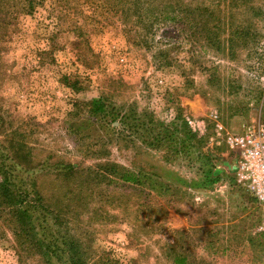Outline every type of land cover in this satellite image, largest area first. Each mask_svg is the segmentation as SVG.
<instances>
[{
	"label": "rangeland",
	"instance_id": "1",
	"mask_svg": "<svg viewBox=\"0 0 264 264\" xmlns=\"http://www.w3.org/2000/svg\"><path fill=\"white\" fill-rule=\"evenodd\" d=\"M99 97L171 131L181 113L198 150L120 134V117L90 112ZM217 122L264 123V0H0V141L50 209L45 232L79 242L86 264H264V210ZM209 160L222 173L205 187ZM111 163L139 183L101 175ZM0 230V264H45Z\"/></svg>",
	"mask_w": 264,
	"mask_h": 264
},
{
	"label": "trees",
	"instance_id": "2",
	"mask_svg": "<svg viewBox=\"0 0 264 264\" xmlns=\"http://www.w3.org/2000/svg\"><path fill=\"white\" fill-rule=\"evenodd\" d=\"M244 1L246 3L248 0ZM197 7V9H201L202 6ZM251 7L252 9L255 8L254 6ZM203 10L207 11L208 9L205 7ZM135 14L139 16L138 12H135ZM166 16L168 17V14L164 17ZM239 31L241 30L235 29L231 31V41H233L234 36L237 34L250 35L249 32L238 33ZM206 33L208 36V31ZM208 37L211 38L212 33ZM66 81L69 86L76 90L79 89L77 82L71 83L68 79ZM90 104V112L94 116L100 113H106L107 115L114 114L120 117V125L119 122L118 125H113L115 128L122 127L121 132H119L120 134H124L127 130H133V133H137L143 137L145 133L142 134L140 130L144 129L145 132L147 131L149 137H151V140L147 141L151 147H158L163 141L172 139L174 140L176 153L186 152V150L191 152L193 149L198 150L197 142L200 140H198L197 134L190 129L181 113L177 114L172 121V125L175 128L171 131V126L163 127V123L154 119L152 115H140L138 109L118 112L116 108H112L108 112L109 105L103 97L94 98ZM143 116H147L149 119L144 120L145 118ZM115 121L114 119V124ZM159 128H162V131H159ZM181 134H183L182 137L180 136ZM19 151L20 149L15 147L9 149L3 144V141H0V221L8 226L20 247L41 255L45 264H86V260L82 258L83 251L79 242H74L66 238L67 236L65 237V234L61 231L52 236L45 232L47 229L46 223H48L47 216L50 214V209L43 202L42 195L37 192L35 185L30 181L31 179L27 181L24 177L20 178V175L23 172L28 173L26 171H29V169L27 166H23L18 159L17 155ZM207 163V167L203 169L204 179L202 184L205 187H212L220 180L222 170L216 165L211 164L210 160ZM65 167L72 169L76 168L77 165L70 163ZM118 167L123 168L124 171L117 172ZM100 169L105 172V174L101 175L113 174L120 177L123 181L137 183L140 181L139 172L118 165L116 166L113 163ZM38 213L41 215L40 218L37 216ZM2 238L3 232L0 233V239ZM66 252L69 256L67 262L65 260ZM173 261L174 264H189L188 258L182 255H177Z\"/></svg>",
	"mask_w": 264,
	"mask_h": 264
},
{
	"label": "built area",
	"instance_id": "3",
	"mask_svg": "<svg viewBox=\"0 0 264 264\" xmlns=\"http://www.w3.org/2000/svg\"><path fill=\"white\" fill-rule=\"evenodd\" d=\"M189 124L199 125L190 120ZM215 140L237 154L235 174L237 182L246 187L256 201L264 207V123L247 125L244 132L228 131L222 124L215 125Z\"/></svg>",
	"mask_w": 264,
	"mask_h": 264
},
{
	"label": "crops",
	"instance_id": "4",
	"mask_svg": "<svg viewBox=\"0 0 264 264\" xmlns=\"http://www.w3.org/2000/svg\"><path fill=\"white\" fill-rule=\"evenodd\" d=\"M237 163V162H236ZM236 165V164H235ZM234 169H235V166H234ZM235 171V170H234ZM235 173V172H234ZM235 179H236V181H237V178H236V174H235ZM237 185H238V187H239V189H241L243 192H245V193H247V194H249V195H251L250 193H249V191L247 190V188L246 187H244V186H242L241 184H239L238 182H237ZM252 196V195H251ZM253 197V196H252ZM254 198V197H253ZM255 199V198H254ZM262 207V206H261ZM262 209L264 210V207H262Z\"/></svg>",
	"mask_w": 264,
	"mask_h": 264
}]
</instances>
